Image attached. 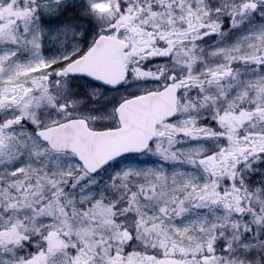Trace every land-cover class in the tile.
<instances>
[{"label":"snow or ice","instance_id":"6c2138e0","mask_svg":"<svg viewBox=\"0 0 264 264\" xmlns=\"http://www.w3.org/2000/svg\"><path fill=\"white\" fill-rule=\"evenodd\" d=\"M0 264H264V0H0Z\"/></svg>","mask_w":264,"mask_h":264}]
</instances>
